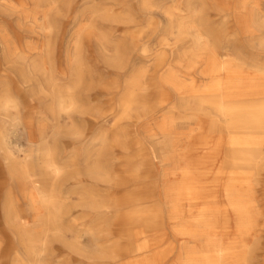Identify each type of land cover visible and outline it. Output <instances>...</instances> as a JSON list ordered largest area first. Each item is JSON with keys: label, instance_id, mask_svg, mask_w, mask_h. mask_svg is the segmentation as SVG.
Here are the masks:
<instances>
[{"label": "rangeland", "instance_id": "rangeland-1", "mask_svg": "<svg viewBox=\"0 0 264 264\" xmlns=\"http://www.w3.org/2000/svg\"><path fill=\"white\" fill-rule=\"evenodd\" d=\"M221 9L226 12L220 14ZM207 47L223 61L264 68V0H0L4 264H13L24 252L20 239L34 235L27 231H39L33 237H38L41 264H117L120 259L107 257L111 247L119 244L118 251L124 252L141 239L131 231L145 225L140 219L128 226L124 204L163 203L165 193L177 185L176 176H169L172 164L163 162V117H174L172 136L185 149L200 139L207 126L204 114L215 115L193 95L207 82L201 60L195 72L187 70L194 55ZM172 68L181 70V92L165 83ZM60 95L64 108L57 102ZM127 103L140 118H125ZM50 161L58 174L46 167ZM93 167L103 173L99 181L88 176ZM24 171L29 186L20 182ZM253 172L263 216L261 231L246 242L259 257L255 264H264V168ZM38 182L56 191L59 216L51 226L36 218L26 198V188ZM85 201L104 208L92 213L82 208ZM149 227L152 236L157 228ZM160 227L168 238L163 247L180 244L174 239L178 222L167 218ZM105 232L109 238L98 245L88 241ZM117 235L121 238L114 243ZM175 256L165 264H173Z\"/></svg>", "mask_w": 264, "mask_h": 264}, {"label": "bare ground", "instance_id": "bare-ground-1", "mask_svg": "<svg viewBox=\"0 0 264 264\" xmlns=\"http://www.w3.org/2000/svg\"><path fill=\"white\" fill-rule=\"evenodd\" d=\"M223 12L226 11L221 9L220 14ZM222 17L225 19L227 15ZM194 58L187 70L195 72L197 59H200L203 64L201 76L207 82L200 89L195 88L193 95L198 97L200 107L210 106L215 115L213 112L204 114L207 126L198 134L200 139L185 149L178 144L177 137L172 136L174 117L170 113L163 117L159 127L165 150L163 162L172 164L169 176H178L174 178L177 185L165 193L163 203L124 204L128 209L124 215L128 226L133 228L140 219L145 226L139 231L133 228L132 237L141 236V239L131 243L124 252L118 251L119 244L111 247L107 256L110 260L124 259L117 264H165L173 254L176 255L173 264H255L259 258L248 247L246 239L261 231L260 219L263 216L257 208L254 191L259 180L253 170L264 168V68L257 65L246 67V63L234 60L223 61L210 47L203 48V52ZM180 72L179 68H172L165 77V83L176 92L184 89ZM57 99L61 108L67 105L64 106L66 100L61 95ZM7 107L8 103L3 108ZM124 114L129 120L140 118L130 113L129 103ZM118 146L123 148L121 144ZM137 166L140 168V164ZM46 167L54 175L59 172L52 161L46 162ZM100 170L93 167L88 176L99 181L103 177ZM28 176L24 171L20 177V182L24 180L26 186L31 185ZM45 188L38 182L26 188L25 192L30 209L46 227L47 224L51 226L59 212L56 191ZM128 197L132 201V196L128 194ZM146 198L151 200L153 197ZM82 208L99 214L104 206L95 201H85ZM116 210L121 212L120 216L123 215L122 206L117 205ZM151 210L154 215L149 218ZM166 215L169 220L178 222L174 239L181 242L177 246L170 243L163 247L168 238L160 226L167 220ZM149 226L157 228L152 236L148 233ZM27 233L34 235H26L28 240L20 239L25 250L17 254L13 264L42 263L40 252L35 250L39 231ZM233 234L236 238L230 240ZM109 236L110 232H105L88 241L98 242V245L102 238ZM120 238L121 235H117L114 243H118ZM73 252L79 255L77 251ZM5 257L4 251L0 255L1 264H4Z\"/></svg>", "mask_w": 264, "mask_h": 264}]
</instances>
